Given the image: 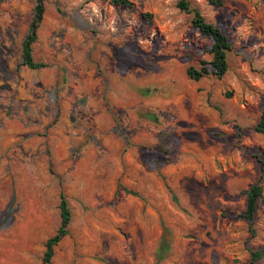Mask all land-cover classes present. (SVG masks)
<instances>
[{"label": "rangeland", "instance_id": "rangeland-1", "mask_svg": "<svg viewBox=\"0 0 264 264\" xmlns=\"http://www.w3.org/2000/svg\"><path fill=\"white\" fill-rule=\"evenodd\" d=\"M178 1L43 0L29 70L35 0H0V264H43L61 193L49 264H264V204L240 217L264 200V0H186L231 45L200 81L212 41Z\"/></svg>", "mask_w": 264, "mask_h": 264}, {"label": "trees", "instance_id": "trees-1", "mask_svg": "<svg viewBox=\"0 0 264 264\" xmlns=\"http://www.w3.org/2000/svg\"><path fill=\"white\" fill-rule=\"evenodd\" d=\"M108 1L109 4L115 7L130 8L133 6L135 0H102ZM211 4L216 7H222L221 0H209ZM179 11L192 15L191 26L198 30V32L205 37L211 39L212 44L207 53L211 56L209 62H200V67H188L186 75L193 81H200L201 79L213 76L217 79L222 78L228 71V53L231 51V45L227 37L216 26L209 24L205 21L198 9L192 7L186 0H179L176 4ZM44 15L43 0H35V6L33 8V15L31 17L27 35L21 44V62L19 66L29 70H39L46 65L41 62H36L32 55V46L37 40V30L42 21ZM150 17V16H148ZM230 94H228L229 96ZM254 131L259 135L264 136V106L261 109L259 120L257 121ZM246 207L241 218L245 219L248 223H251L254 217L258 200L264 204L262 199V188L259 183L252 185L247 191ZM59 216L60 224L55 231L54 235L46 240L43 254V264H49L53 255L54 248L60 243V241L68 234L67 227L70 221V211L65 196L61 193L59 197ZM174 202L176 199L173 197ZM252 262L260 258V253H252ZM159 260L162 259L161 253L158 254Z\"/></svg>", "mask_w": 264, "mask_h": 264}]
</instances>
